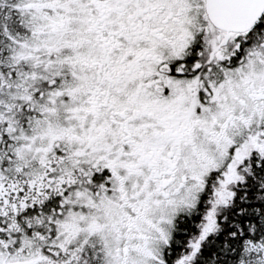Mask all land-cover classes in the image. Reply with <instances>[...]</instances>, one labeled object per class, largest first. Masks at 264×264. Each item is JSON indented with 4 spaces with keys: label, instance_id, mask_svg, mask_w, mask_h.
Returning a JSON list of instances; mask_svg holds the SVG:
<instances>
[{
    "label": "snow or ice",
    "instance_id": "snow-or-ice-1",
    "mask_svg": "<svg viewBox=\"0 0 264 264\" xmlns=\"http://www.w3.org/2000/svg\"><path fill=\"white\" fill-rule=\"evenodd\" d=\"M0 264H264V0H0Z\"/></svg>",
    "mask_w": 264,
    "mask_h": 264
}]
</instances>
